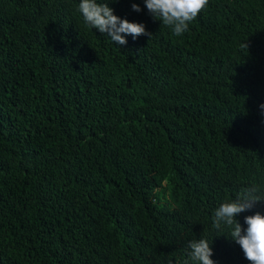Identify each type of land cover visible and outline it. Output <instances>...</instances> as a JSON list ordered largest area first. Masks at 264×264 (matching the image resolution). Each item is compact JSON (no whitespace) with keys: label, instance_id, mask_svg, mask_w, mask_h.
Instances as JSON below:
<instances>
[{"label":"trees","instance_id":"trees-1","mask_svg":"<svg viewBox=\"0 0 264 264\" xmlns=\"http://www.w3.org/2000/svg\"><path fill=\"white\" fill-rule=\"evenodd\" d=\"M98 2L152 37L0 0V264H183L201 237L249 264L212 216L264 196V0H209L181 36L144 0Z\"/></svg>","mask_w":264,"mask_h":264},{"label":"clouds","instance_id":"clouds-1","mask_svg":"<svg viewBox=\"0 0 264 264\" xmlns=\"http://www.w3.org/2000/svg\"><path fill=\"white\" fill-rule=\"evenodd\" d=\"M116 2V0H113ZM209 0H144L145 7L154 19L164 26L170 27L175 36H181L188 31L189 24L207 7ZM132 10L139 13L142 9L138 4H132ZM78 11L82 14L85 25L91 29L106 34L116 45H126L125 36H132L133 40L146 32L145 25L130 23L114 15L109 3H99L98 0H80ZM150 40V39H149ZM264 109V104L260 105ZM256 185L241 188L235 199L222 203L213 213L212 227L222 230L230 229V239L240 246L249 264H264V215L257 212L245 217L246 229H242L236 217L255 204L264 201ZM187 258L183 264H214L211 259L212 248L207 239L201 237L189 242Z\"/></svg>","mask_w":264,"mask_h":264}]
</instances>
